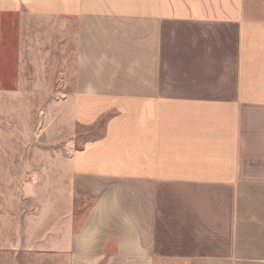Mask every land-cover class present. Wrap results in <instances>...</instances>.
Segmentation results:
<instances>
[{"label":"crops","instance_id":"obj_1","mask_svg":"<svg viewBox=\"0 0 264 264\" xmlns=\"http://www.w3.org/2000/svg\"><path fill=\"white\" fill-rule=\"evenodd\" d=\"M21 95L62 97L81 140L0 204V254L264 264V0H0V139Z\"/></svg>","mask_w":264,"mask_h":264},{"label":"rangeland","instance_id":"obj_2","mask_svg":"<svg viewBox=\"0 0 264 264\" xmlns=\"http://www.w3.org/2000/svg\"><path fill=\"white\" fill-rule=\"evenodd\" d=\"M59 98L62 97L35 95L7 97L9 126L12 125L11 120L18 116L19 127L22 126L23 133L22 139H0V152L7 153V168L4 167L2 170L7 185L0 183V190L7 194V198L4 200L6 202L0 201V204L7 203L13 215L16 188L21 185L27 187L29 194L26 196L25 193V198L30 199L31 185L36 187L48 186L49 183L53 185L52 178H55L57 183L63 180L68 167L66 157L81 140L69 139L72 133L65 125ZM16 109H22V112H15ZM49 169L53 171L52 175L49 174ZM19 173L20 175L16 176ZM30 204L27 203L29 208L25 209L27 214L31 210ZM3 209H6V206ZM46 261V257L40 258L41 264ZM0 264H32V258L21 252L9 251L0 254Z\"/></svg>","mask_w":264,"mask_h":264}]
</instances>
